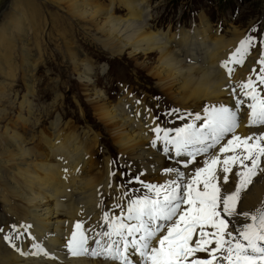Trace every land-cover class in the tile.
<instances>
[{
    "label": "bare ground",
    "instance_id": "obj_1",
    "mask_svg": "<svg viewBox=\"0 0 264 264\" xmlns=\"http://www.w3.org/2000/svg\"><path fill=\"white\" fill-rule=\"evenodd\" d=\"M53 1L60 7L66 2L72 16L92 23L100 33L96 38L90 37L93 43L99 44L112 57L128 54L137 67L156 79L158 86L185 111L196 108L200 111L202 106L227 101L224 75L227 69L222 72L219 66L226 57L233 56L244 37V31L233 27L230 36L221 35L218 30L213 33L207 17L201 21V25L171 34L154 27L152 20L156 10L147 0H111L108 7L90 0ZM16 6L18 15L0 29V43L3 39L13 42L20 38L24 54L23 72L25 81L30 83L26 85L28 90L22 97L16 96L15 101L20 107L17 117L24 129L28 123H33L35 130L51 110L59 109L53 104L40 106L34 101L36 90L31 80L39 69L40 61L45 60L41 56L37 60L31 58L30 32L32 36L35 34L33 28L36 29L34 16L19 8V3ZM11 28L19 38L6 33ZM70 37L61 34L65 55L78 77L88 104L98 114L100 122L113 131V140L118 144L120 153L129 159L131 169L136 168L143 173L145 180L167 183L172 176L162 171L168 166L164 156L148 147L149 141L154 139L150 129L156 121L152 120L145 127L144 122L133 115L129 108L139 113L141 107L130 93L114 102L100 86L101 83L97 84L108 69L106 64L81 50L82 42ZM256 59L257 55L249 56L244 67L229 64L235 75L227 78V87L235 84L239 88L242 78L253 76L250 70L259 67L258 62L254 63ZM17 67L12 64L10 70L13 74L6 73L7 76H16ZM56 81L59 82V79ZM55 95V102L63 97L58 92ZM8 96L11 95L2 92V97ZM141 102L151 115L153 112L149 105ZM39 111L42 116H37ZM5 116L0 115V193L8 216L4 221L9 218L14 225L31 226L29 235L33 237L34 250L30 256H20L0 242V264H110L104 259L70 258L62 251L76 221H84V228L95 227L102 219L105 205L117 204L115 197L104 200L109 191H114L109 190L112 172L110 159L107 158L103 166L98 160L95 161L100 133H95L92 127L83 128L80 132L73 121H65L64 113L59 112L55 118H51L46 130L29 135L28 130L17 128L20 123L12 120L2 127ZM247 120V116L243 117L236 129L237 135L254 136L258 131H264L259 126L249 127ZM37 139L43 143L46 152L35 146ZM204 158L207 157L201 158V161ZM89 163L91 166L88 168ZM93 165L95 168H92ZM260 166L264 167V162ZM261 179H264V173L257 178V185L250 186L249 192L244 193L243 210L255 212L260 207L264 208V185L259 184ZM226 188L228 192L233 190L231 185ZM123 192H118L117 198L125 199L126 203V198L121 195ZM0 221L2 223V217ZM24 249H28V244H24ZM100 250L97 248V251ZM198 255L200 258L206 256L205 253Z\"/></svg>",
    "mask_w": 264,
    "mask_h": 264
},
{
    "label": "snow or ice",
    "instance_id": "obj_2",
    "mask_svg": "<svg viewBox=\"0 0 264 264\" xmlns=\"http://www.w3.org/2000/svg\"><path fill=\"white\" fill-rule=\"evenodd\" d=\"M262 44L264 35L254 32L219 66L222 72L227 69V101L195 112L168 110L181 126L161 125L160 117L150 115L136 99L141 111L129 110L145 127L156 121L148 147L164 156L168 166L162 171L172 178L167 183L129 179L128 185L140 187L125 189L126 203L106 204L95 227L75 222L62 249L68 257L104 259L110 264H264V208L250 212L242 207L244 193L264 173L260 166L264 131L246 137L236 134L245 116L249 127L264 129ZM250 50L257 53L254 63L259 67L250 70L257 74L242 78L239 88L235 84L228 88L227 78L235 75L228 65L245 63ZM203 157L207 158L198 159ZM259 184L264 185V179ZM30 230L29 225L0 226V242L20 256H30L34 250ZM200 253L206 256L200 258Z\"/></svg>",
    "mask_w": 264,
    "mask_h": 264
},
{
    "label": "rangeland",
    "instance_id": "obj_3",
    "mask_svg": "<svg viewBox=\"0 0 264 264\" xmlns=\"http://www.w3.org/2000/svg\"><path fill=\"white\" fill-rule=\"evenodd\" d=\"M48 1L49 0H0V29L4 27L5 24H10L11 18L18 15L17 3L20 4L19 8H23L24 11L27 10V13H31V17L34 16V25L36 29L33 28L35 34L32 36V32H30L29 49L32 51L31 58L37 60L39 56H41L42 60H45L43 62L40 61L39 69L33 75V80H31L36 90L34 101L37 104H41L40 106L56 105L59 110H51L49 115L45 113L46 118L44 117L45 119H43L45 121L37 124L35 130L33 123H28L26 129H24L23 123L18 121L17 115L20 111V107L15 99L17 95L19 98L25 94L28 90L26 85H28L30 81H25L23 72L24 54L22 53L20 38L17 34L12 33L13 30L11 28L6 33H11L14 35L15 39H19L13 42L9 41V39H3V41H1L2 44L0 43V115L5 116L6 114L3 118L5 121H2V127H4L7 121L12 120L20 123L17 125V128L28 130L29 135H33L34 133L37 135L42 129L46 130L50 126L52 119L61 112L64 113L65 121H73L79 127L80 132L83 128H94L93 130L95 133H100L99 149H97L98 154L95 156V161L98 160L99 164L103 166L105 160L109 158L110 164L112 165L110 179L115 180V176L118 179L116 183L117 189L114 187V193L109 191L110 193H108L104 200H111L115 197L116 203L123 204L125 199L117 198L118 192L123 191L121 190V184L123 185V189L128 188L130 190L133 187H140L138 184L128 185L127 181L132 177H138L144 182L153 181L145 180L143 173L138 169H131L129 159L120 153L118 144L113 140V131L100 122L98 114H96L94 109L88 104L84 92L79 85L80 82L78 77L73 71L70 60L65 55V47L61 39V34L65 33L68 34V36L71 35L70 38L75 37L77 40H80L82 42L80 46L81 50L87 51V53L92 56L98 57L100 62L106 64V69H108L105 71V74H107L100 77L97 84L101 83L100 86L105 89L106 93L112 97L114 102L131 91H134L133 95L136 97L132 95L133 99H140V101L149 105L153 112L160 117V123L168 124L170 127L181 126L182 122L169 117L167 115L168 110L182 109V107L176 104V102L158 86L156 79L152 78L147 71L137 67L134 59L128 54L112 57V55L101 48L99 44L93 43L90 37L96 38L100 36V33L92 23L84 21L76 15L72 16L69 13L68 4L66 2L62 3L60 7L58 3L53 0H51V2ZM92 1L100 3L105 7L111 5V0H90V2ZM147 1L156 10L153 12L154 19L152 20L154 27L168 31L169 33L171 32V34L180 29L194 28L196 25H201V21L208 17L214 29L213 33L215 30H218L221 35L230 36L232 34V28L236 27L245 32V39L248 38L247 35H253L254 32H259L264 35V0ZM31 9H33V11H31ZM254 39H257V37L254 36ZM84 40H86V42ZM9 44H11L12 47ZM261 50L264 51V44L261 45ZM254 55H257V53L250 50L248 56L244 57L245 63L239 66L244 67L248 62L249 56ZM12 64L15 67L18 66L16 76L14 77L12 75L7 76L6 74L10 72L13 74V71L10 70ZM256 74L257 73L253 72V75ZM57 79H59V82L56 81ZM2 92L11 96L2 97ZM56 92L62 94L63 97L55 102ZM195 111H199V109L196 108L192 110V112ZM37 116H42L40 115V111L37 113ZM35 146L42 152H46L45 146L39 139L35 142ZM262 163L263 162H261V165ZM90 166L89 163L88 168ZM92 168H95V165H93ZM113 170H115V172H113ZM127 173L128 178L123 180ZM111 189L112 188L109 190ZM123 193L121 195H123ZM1 195L2 193H0V217L3 218V221L2 223L0 221V226L8 228L14 225V222L9 218L7 221H4L8 216L5 214L6 204Z\"/></svg>",
    "mask_w": 264,
    "mask_h": 264
}]
</instances>
